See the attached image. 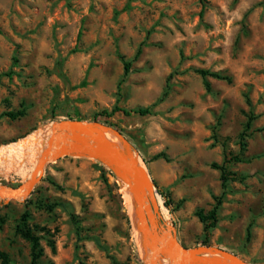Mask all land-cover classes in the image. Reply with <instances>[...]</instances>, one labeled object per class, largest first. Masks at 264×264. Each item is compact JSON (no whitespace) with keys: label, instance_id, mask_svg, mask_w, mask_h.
Here are the masks:
<instances>
[{"label":"rangeland","instance_id":"1","mask_svg":"<svg viewBox=\"0 0 264 264\" xmlns=\"http://www.w3.org/2000/svg\"><path fill=\"white\" fill-rule=\"evenodd\" d=\"M119 56L132 63L118 88ZM197 69L233 81L209 79L207 92ZM0 76V148L57 120L101 123L144 163L161 220L181 245H202L195 214L219 201L208 246L264 264V0H0ZM116 106L152 113L93 120ZM20 110L18 119L5 115ZM243 131L246 161L227 165L223 189L211 165L239 154ZM22 163L0 166V185L24 182L33 167ZM158 189L168 194V208ZM38 201L68 210L47 211ZM26 209L40 237L39 264H111L108 256L144 264L123 190L93 160L48 164L27 199L0 201V251L10 264L30 263L29 243L15 234ZM69 213L87 240L77 242Z\"/></svg>","mask_w":264,"mask_h":264},{"label":"water","instance_id":"2","mask_svg":"<svg viewBox=\"0 0 264 264\" xmlns=\"http://www.w3.org/2000/svg\"><path fill=\"white\" fill-rule=\"evenodd\" d=\"M106 134L116 141H110ZM66 157L93 160L105 166L116 182L126 187L134 205L133 227L145 249L144 264H164V261L167 264H250L219 247L181 245L174 226L161 220L157 191L144 163L119 133L96 121L51 122L49 135L29 177L16 187L0 185V201L27 199L45 167Z\"/></svg>","mask_w":264,"mask_h":264},{"label":"trees","instance_id":"3","mask_svg":"<svg viewBox=\"0 0 264 264\" xmlns=\"http://www.w3.org/2000/svg\"><path fill=\"white\" fill-rule=\"evenodd\" d=\"M140 53H141V50L138 49V51L135 55V58H137ZM119 59L123 65V77L120 80V82L118 83V88L121 86V83L124 81V78L130 73L131 63H132V61H127L122 56H119ZM195 73L200 76V78L202 80V84H203V86L207 92H209L211 89L209 79H215L218 81H223L227 84H231L233 81L231 76L222 74L220 72H211L209 70L197 69V70H195ZM246 101H247L246 103L248 104V100H246ZM116 112H121L124 115L136 114V115H140V116H146V115H150L152 113V110H151V107H147V108L138 107V108H134L131 110H126V109H121L118 106H116L113 108V110L110 113L107 111H103L101 114H97L93 120H95L97 118V116H101V115H104L106 117H110V116H112V114H114ZM24 114H25L24 111L20 110L17 112H8L5 115L8 118H10L11 120H15V119L22 117ZM252 119H253L252 117L248 118V121L246 122V126H245L246 130L251 127ZM75 120L81 121V119H79V118H76ZM245 133H246V131H243L239 135L240 152L238 155H230L228 158L225 157L223 164L221 166H217L216 164L211 165L212 168L220 171V174H221L220 181H221V186L223 189H225L226 181H228V179H229L227 176V165H230L232 163H240V162L246 161L243 158V153L245 152V149H246V144H245V140H244ZM160 156L163 157V154L156 156V158H159ZM158 193L160 194V196L162 198L165 199L164 206L166 208H168L170 205V202L168 200V194L166 192L159 190V189H158ZM27 201H29V200H27ZM219 204H220L219 201L216 202V204L212 207V209L209 210L206 214H203L201 211L196 212V214H195L196 217L199 219V221L203 224V233L205 236V239L201 243L203 246H208L207 237L209 235L210 230L215 227V225L218 221L217 213H218ZM37 206L44 209V210H47V211H52L57 207H60L64 210H68L67 207L61 202L43 203L41 201H38ZM69 216H70L71 223L73 224V227H74V232H75L77 242L79 243L83 240H87L88 238L86 236H82V228L80 226V220L78 219V217L73 213H69ZM29 218H30V215H29L28 209H26L22 213V215L20 216V218L16 224L15 234L17 236H19L20 238H22L23 240H25L26 242H28L30 245V263L29 264H39L40 259L42 257V248L40 246V237L29 226V224H28ZM249 228H250V225H249L247 232H246V241L248 240L249 234H250ZM102 249L105 250L104 248H102ZM108 258L110 259L111 264H120V263H118V261L116 260V258L114 256H108ZM0 264H10L9 256L7 255V253H5L3 251H0ZM80 264H84V263L81 262Z\"/></svg>","mask_w":264,"mask_h":264},{"label":"bare ground","instance_id":"4","mask_svg":"<svg viewBox=\"0 0 264 264\" xmlns=\"http://www.w3.org/2000/svg\"><path fill=\"white\" fill-rule=\"evenodd\" d=\"M48 135H49V125L35 133L30 134L26 138L16 143H11V144L1 147L0 148V166L6 167L5 169L9 170L10 167L21 164L23 160H29L33 167L32 169H34V166L37 162L40 150L42 149V144L46 140V137ZM106 137L110 141H113V142L116 141V139L114 137H111L109 134L108 135L106 134ZM117 182L123 190L124 201L126 204V212H127L128 219L132 226V231L134 232V235H135L138 252L141 253L140 257L144 258L145 249L141 245L140 237L133 227V224L135 222L133 201L126 187L121 185L119 181ZM15 200L22 201L23 199H15ZM158 205L160 206L159 200H158ZM164 264H167V262L165 261Z\"/></svg>","mask_w":264,"mask_h":264}]
</instances>
